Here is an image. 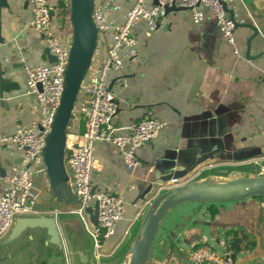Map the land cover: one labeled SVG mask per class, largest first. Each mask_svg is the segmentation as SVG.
Instances as JSON below:
<instances>
[{
  "label": "crops",
  "instance_id": "crops-1",
  "mask_svg": "<svg viewBox=\"0 0 264 264\" xmlns=\"http://www.w3.org/2000/svg\"><path fill=\"white\" fill-rule=\"evenodd\" d=\"M5 1L8 6L0 7V59L13 63L9 79L19 88L16 84L5 91V98L0 94V133L28 126L38 115L37 99L25 92V67L53 62L52 52L46 53L47 41L29 24L33 18L31 3H0ZM49 2L53 29L69 45L73 40L70 4L68 0ZM97 2L110 4L108 23L123 22L133 5L132 0ZM229 8L239 23H251L258 30L256 34L245 25L236 28L239 55L209 9L204 10L199 23L186 10H171L154 24L140 19L134 26L136 56L125 57L123 67L109 76L121 106L116 124L126 128L146 116L166 124L157 140L138 148L142 164L133 169L126 166L114 144L96 145L94 188L117 193L125 200V218L118 222L115 233L96 247L92 232L98 204L92 212L75 213L78 203L65 198L71 193L66 192L72 188L71 181L55 196L48 175L37 172L33 179L39 203L32 214L17 216L10 233L0 239V264H123L150 204L169 188L166 181L146 199L136 200L140 184L150 181L158 168L163 173L171 170L182 149L198 148L200 153L213 147L221 149L218 157L189 178L200 170L224 171L233 164L264 168V0H236ZM105 50L103 43L95 56L103 58ZM86 100L85 92L80 91L76 108ZM84 129V119L70 122L68 135L82 140ZM19 157L15 149L2 150L0 173H11ZM28 217L54 219L58 237L44 225L27 226L13 237L17 223ZM229 231L236 234L242 247L235 254L237 264H264V196L190 201L170 209L156 234L148 264H191L193 248L204 242L222 246Z\"/></svg>",
  "mask_w": 264,
  "mask_h": 264
},
{
  "label": "built area",
  "instance_id": "built-area-1",
  "mask_svg": "<svg viewBox=\"0 0 264 264\" xmlns=\"http://www.w3.org/2000/svg\"><path fill=\"white\" fill-rule=\"evenodd\" d=\"M33 9L30 25L35 27L47 41L56 61L26 68V94L37 99L38 115L28 126L19 125L7 133H0V153L2 150H17L21 162L11 173L0 175V239L12 230L16 217L30 215L39 203L40 195L35 189L33 176L37 172L47 175L44 164V148L52 131L55 115L61 104L65 75L73 44H65L62 36L53 29V8L49 0H29ZM65 1V0H64ZM133 5L126 12L123 22H107L110 4L95 3L93 19L98 28L97 48L107 40L103 58L93 56L85 79L81 85L87 100L74 108L70 122L85 121V129L80 135H68L66 146V168L72 189L78 197L79 207L74 211L82 215L85 210L98 204L97 223L92 232L95 246L101 247L104 238L115 233L119 221L125 218V200L117 193L99 191L94 188L92 178L96 168L95 150L99 142L112 143L121 151L129 169L142 164L138 148L157 140L164 125L152 116H146L124 128L116 124L120 103L109 88V76L124 65V58L136 56L137 38L134 26L140 19L154 24L163 16L166 5L176 4L186 7L194 22L204 19V10L215 15L226 41L239 55L240 49L235 38L236 22L225 7L236 0H132ZM70 4V0H68ZM41 84V88H40ZM188 182L179 178L168 181V187ZM191 264H237L231 244L216 246L204 242L192 249Z\"/></svg>",
  "mask_w": 264,
  "mask_h": 264
},
{
  "label": "water",
  "instance_id": "water-1",
  "mask_svg": "<svg viewBox=\"0 0 264 264\" xmlns=\"http://www.w3.org/2000/svg\"><path fill=\"white\" fill-rule=\"evenodd\" d=\"M28 2H30L28 0ZM158 0H155L157 3ZM96 0H70L69 19L73 28V44L70 49L69 63L66 69L64 91L61 104L55 115L52 131L48 135L46 147L44 148V164L50 180V186L53 193L58 195L61 187H67L70 182V176L66 168V146L68 139V126L70 124L78 95L81 91V85L88 72L89 66L97 48L98 28L93 19V11ZM3 6H8L7 1ZM225 7L236 22V28L239 25H245L252 28L256 34L258 30L251 23H239L234 14V10ZM0 9V10H1ZM165 13L171 10H187L186 7L176 4L166 5ZM46 53H51L50 48ZM52 61H56V55L50 54ZM13 69V63H3L0 59V94L5 98L4 92L16 87L17 82L9 79ZM17 88H19L17 84ZM41 88V84H40ZM112 91V84H109ZM221 151L218 147H213L209 151L200 153L198 148L182 149L178 152L176 162L173 168L167 173H163L158 168L150 181L140 184V193L136 200H144L153 189L173 178L186 180L188 176L208 164L210 160L218 157ZM19 157L17 162H21ZM1 161V159H0ZM206 177L200 180H194L173 186L157 195L150 204L137 235L134 239L130 252L132 257L130 264H148L153 243L156 234L162 224L166 213L185 202H216V201H235L253 196H264V175L261 176H236V177ZM69 190V191H68ZM70 193L65 197L67 201L78 202L72 188L66 190ZM98 214V212H97ZM97 223V221H96ZM44 225L48 227L50 233L58 237L57 226L54 219L28 217L17 223L13 237L20 234L27 226Z\"/></svg>",
  "mask_w": 264,
  "mask_h": 264
},
{
  "label": "rangeland",
  "instance_id": "rangeland-1",
  "mask_svg": "<svg viewBox=\"0 0 264 264\" xmlns=\"http://www.w3.org/2000/svg\"><path fill=\"white\" fill-rule=\"evenodd\" d=\"M104 43H105V46H107V44H108L107 40H105ZM217 169L218 168H216L212 171L209 170V172L207 170L206 171L200 170V173L198 172V174L197 173L193 174V176H191L190 178L188 177L186 180H188V182H189L191 180L192 181L200 180L201 177H204V178L211 177L212 178V177L217 176V178L218 177L229 178L231 176L236 177V176H242V175H246V176L264 175V168L261 167L260 165L255 167V166H252L250 164H233V165L228 166L224 171H217ZM0 172H1V170H0ZM94 205H95V203L93 202V205L89 206L86 209V212H92L93 210H95Z\"/></svg>",
  "mask_w": 264,
  "mask_h": 264
},
{
  "label": "trees",
  "instance_id": "trees-1",
  "mask_svg": "<svg viewBox=\"0 0 264 264\" xmlns=\"http://www.w3.org/2000/svg\"><path fill=\"white\" fill-rule=\"evenodd\" d=\"M68 10H69L68 12H70V7ZM235 236L236 234L233 231H229L226 235V238H227V243L232 245L234 252L236 254L238 251L242 249V247L240 245V239L236 238Z\"/></svg>",
  "mask_w": 264,
  "mask_h": 264
},
{
  "label": "bare ground",
  "instance_id": "bare-ground-1",
  "mask_svg": "<svg viewBox=\"0 0 264 264\" xmlns=\"http://www.w3.org/2000/svg\"><path fill=\"white\" fill-rule=\"evenodd\" d=\"M214 179L218 180V178H214ZM131 257H132V252H129L127 257L124 259L123 264H130Z\"/></svg>",
  "mask_w": 264,
  "mask_h": 264
}]
</instances>
